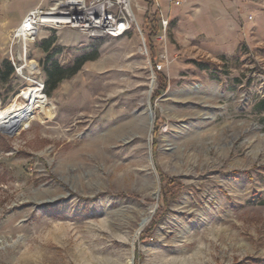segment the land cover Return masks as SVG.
<instances>
[{
	"label": "rangeland",
	"instance_id": "obj_1",
	"mask_svg": "<svg viewBox=\"0 0 264 264\" xmlns=\"http://www.w3.org/2000/svg\"><path fill=\"white\" fill-rule=\"evenodd\" d=\"M137 21L118 38L41 26L33 70L15 33L0 47V108L33 80L47 93L51 38L68 76L52 115L0 131V264H264V47L220 60L177 19L159 42Z\"/></svg>",
	"mask_w": 264,
	"mask_h": 264
},
{
	"label": "crops",
	"instance_id": "obj_2",
	"mask_svg": "<svg viewBox=\"0 0 264 264\" xmlns=\"http://www.w3.org/2000/svg\"><path fill=\"white\" fill-rule=\"evenodd\" d=\"M54 1L0 0V47L8 45L11 33H15L28 12L46 8ZM159 2L169 13V29L177 19L183 44L197 39L198 50L206 55L222 60L247 49L264 47V0H184L181 5H170L169 0ZM133 8L147 29L155 28L160 33L155 0H133Z\"/></svg>",
	"mask_w": 264,
	"mask_h": 264
},
{
	"label": "built area",
	"instance_id": "obj_3",
	"mask_svg": "<svg viewBox=\"0 0 264 264\" xmlns=\"http://www.w3.org/2000/svg\"><path fill=\"white\" fill-rule=\"evenodd\" d=\"M184 0H169L170 5H181ZM158 10L161 31L155 35L156 41L166 38L170 26L169 13L155 0ZM42 17V19H37ZM44 18V19H43ZM29 21L31 26L26 30L37 35L41 26L51 28H71L78 30L91 39L102 37H122L135 25L141 31L133 8V0H55L46 8L37 7L25 16L23 23ZM21 24L15 30L14 37H20ZM26 46L24 45L23 57L26 62ZM14 61V57H12ZM33 82L44 89L40 81Z\"/></svg>",
	"mask_w": 264,
	"mask_h": 264
},
{
	"label": "bare ground",
	"instance_id": "obj_4",
	"mask_svg": "<svg viewBox=\"0 0 264 264\" xmlns=\"http://www.w3.org/2000/svg\"><path fill=\"white\" fill-rule=\"evenodd\" d=\"M37 19H42V17H39ZM21 24H24V27L20 29V39L23 43V46H26L27 51L29 42L34 41L36 36L35 34H31L26 30L27 26L32 25L31 22L26 21L23 23L22 21ZM21 24L19 25V27L21 26ZM28 62L29 61H27V66H29V68L33 70L34 63ZM33 83L34 82L30 84L28 83L29 85L23 90H21L19 93H17V95L8 104L0 108L1 130H8L14 125H17L18 128H27L28 126H30L31 120L34 118L35 115L34 113L37 110L39 111L40 115H52L54 107L52 106L51 102H49L47 95L43 92V90H41V87L39 85ZM145 111L147 115V119L145 122L146 131L149 132L153 125L154 113H151L149 104H147ZM47 116L49 117V115ZM156 193L157 191L153 193L154 197L156 196ZM151 214L152 211L146 218L143 219L140 228L144 226Z\"/></svg>",
	"mask_w": 264,
	"mask_h": 264
},
{
	"label": "trees",
	"instance_id": "obj_5",
	"mask_svg": "<svg viewBox=\"0 0 264 264\" xmlns=\"http://www.w3.org/2000/svg\"><path fill=\"white\" fill-rule=\"evenodd\" d=\"M151 32H153V35L157 34V30L155 31V28L153 29H150ZM54 40V38H51L50 40H47L44 42V46H43V49L48 53V55L46 56V66H45V70H46V73L48 75V80H47V85H48V88H47V93L46 94H50V91L56 86V84H58L59 82H61V80L67 78L68 76L65 75V70L61 67V65L57 62V61H53V55L54 53L53 52H50V47H51V44H52V41ZM85 58L81 59L74 72L75 73L80 67L81 65L83 64ZM4 65V70H3V65ZM0 63V74H3L5 77L9 76L10 74H13L14 73V68L11 64V62H9L8 60H4L3 63ZM48 64H50L48 66ZM158 71V70H157ZM160 72V71H158ZM53 83V86H49L48 83ZM160 178H161V181H164L165 180V174L163 172H161L160 174Z\"/></svg>",
	"mask_w": 264,
	"mask_h": 264
},
{
	"label": "water",
	"instance_id": "obj_6",
	"mask_svg": "<svg viewBox=\"0 0 264 264\" xmlns=\"http://www.w3.org/2000/svg\"><path fill=\"white\" fill-rule=\"evenodd\" d=\"M150 110H151V113H153L151 106H150ZM17 128H18L17 125H14V126L10 127L8 130H1L0 129V131H2L4 133L12 134V133H14L17 130Z\"/></svg>",
	"mask_w": 264,
	"mask_h": 264
}]
</instances>
